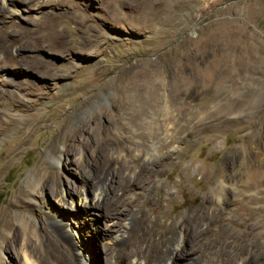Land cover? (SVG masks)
Listing matches in <instances>:
<instances>
[{"label":"rangeland","instance_id":"1","mask_svg":"<svg viewBox=\"0 0 264 264\" xmlns=\"http://www.w3.org/2000/svg\"><path fill=\"white\" fill-rule=\"evenodd\" d=\"M0 125V264H117L130 222L264 264V0H0ZM90 171L127 218L91 214Z\"/></svg>","mask_w":264,"mask_h":264},{"label":"bare ground","instance_id":"2","mask_svg":"<svg viewBox=\"0 0 264 264\" xmlns=\"http://www.w3.org/2000/svg\"><path fill=\"white\" fill-rule=\"evenodd\" d=\"M29 4L32 3L30 2ZM5 129L6 128L1 127L0 125V135ZM81 178L83 179L85 191L87 193H90L91 189L94 191L93 198H89L87 195L84 197L86 203L90 205L91 214H97L101 219H107L109 222L112 220L118 221L119 215H124L127 218L128 214L130 213L129 210L131 211L129 207H132L133 205L130 206V201H114L119 195L116 194V191L118 190L114 188L113 179H104L105 181L102 182L100 177L92 171L87 172L85 176L81 174ZM96 182L98 184L95 185ZM123 184L126 185L125 181L122 182V185ZM125 193L126 191L124 194ZM121 196L125 197L124 195ZM136 216L141 220L147 218L143 210L137 212ZM0 223L8 225L12 223V220L8 215H1ZM19 223L22 226V233H26V222H24V220H20ZM114 224H117V222ZM134 229L133 223L130 222L129 224L125 225L121 235H115V237L112 238L113 250H111V255L112 259L115 260L117 264H124L126 253H131L132 256L138 259L137 262L132 264H144V261L145 264H181L183 261L186 262L185 264H213L210 262H192L194 259L191 256L195 255V250L191 251L188 247V240L185 239V237L179 236L177 233V224L175 223L162 225L161 229L163 231V235L161 237H135L133 234ZM31 245L32 244L27 242L25 247ZM145 245H147V247ZM28 251L29 250L27 249L24 253L25 264H36L32 259V254H30ZM80 261L83 264H89L83 256L80 258ZM243 264L261 263L259 260L247 258L244 260Z\"/></svg>","mask_w":264,"mask_h":264}]
</instances>
